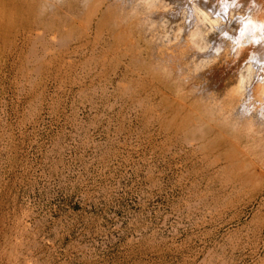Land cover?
Here are the masks:
<instances>
[{
  "label": "rangeland",
  "instance_id": "374dc122",
  "mask_svg": "<svg viewBox=\"0 0 264 264\" xmlns=\"http://www.w3.org/2000/svg\"><path fill=\"white\" fill-rule=\"evenodd\" d=\"M19 54L14 47L0 59V264H202L212 252L229 264L257 263L263 240H252L249 223L257 212L264 215V197L240 225L225 223L232 209L216 220L211 203L219 192L214 183L208 188L203 155L138 125L136 112L113 95L99 89L81 95L103 85L96 72L79 73L75 84L62 62L24 78ZM242 63L223 67L216 78L229 79ZM253 141L247 144L257 149Z\"/></svg>",
  "mask_w": 264,
  "mask_h": 264
},
{
  "label": "bare ground",
  "instance_id": "6f19581e",
  "mask_svg": "<svg viewBox=\"0 0 264 264\" xmlns=\"http://www.w3.org/2000/svg\"><path fill=\"white\" fill-rule=\"evenodd\" d=\"M24 1L0 0V59L8 49H20L24 78L62 62L75 74V84L79 73L96 72L103 85L80 88L79 93L99 89L103 96L113 95L136 112L138 125L153 126L190 155H203L211 177L208 188L214 183L219 192L211 217L217 220L222 210L232 209V216L220 220L244 223L248 207L264 197V0H30L27 6ZM242 62L243 68L229 79L216 78L218 70ZM196 81L205 86H196ZM251 140L260 146L250 148ZM261 213L249 223L252 240H263L256 264H264ZM211 254L202 264H229ZM15 255L12 250L8 257Z\"/></svg>",
  "mask_w": 264,
  "mask_h": 264
}]
</instances>
